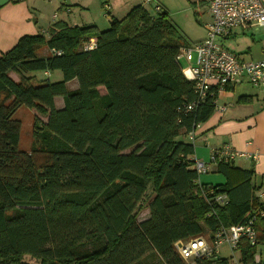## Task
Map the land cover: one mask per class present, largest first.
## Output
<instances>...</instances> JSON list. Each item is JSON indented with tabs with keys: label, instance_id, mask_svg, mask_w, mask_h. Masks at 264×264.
I'll use <instances>...</instances> for the list:
<instances>
[{
	"label": "trees",
	"instance_id": "1",
	"mask_svg": "<svg viewBox=\"0 0 264 264\" xmlns=\"http://www.w3.org/2000/svg\"><path fill=\"white\" fill-rule=\"evenodd\" d=\"M173 25L139 3L106 30L58 18L0 54V264H142L151 252L163 264H255L246 237L189 260L174 245L212 244L217 229L246 223L260 186L234 161L214 165L224 183L192 167L190 134L214 113L218 89L200 99L184 77L178 55L191 43ZM55 70L62 80H47ZM22 107L47 117L34 116L30 149ZM223 245L233 254L220 256Z\"/></svg>",
	"mask_w": 264,
	"mask_h": 264
},
{
	"label": "built area",
	"instance_id": "2",
	"mask_svg": "<svg viewBox=\"0 0 264 264\" xmlns=\"http://www.w3.org/2000/svg\"><path fill=\"white\" fill-rule=\"evenodd\" d=\"M150 4L151 0H143ZM208 5L211 19L206 22V37L192 42L189 46L181 48L178 58L194 62L192 66H183L184 77L195 83L196 91L200 99L206 96L211 87L225 90L240 79L245 78L250 84L264 91V57L260 59L244 60L234 51L228 49L224 40L236 30H247L250 27L264 28V0H201ZM155 12L161 10L159 4L155 5ZM57 14L54 13L53 19ZM46 33L45 29L41 30ZM94 42H90L86 48H93ZM194 138V133L190 134ZM238 157L258 158V154L238 152L230 145L215 148L211 152L209 162L193 159L194 169L200 174L212 171L215 164L224 161H234ZM260 204L255 213L244 224H234L228 228H219L216 231L212 244L205 237L190 240H180L174 245L181 257L189 260L205 254H209L213 248L223 242L232 247H237L240 239L246 237L258 250L254 254L255 264H264L261 244L259 241L258 222L264 226V193L257 194ZM225 198L217 196V201L223 203ZM264 228V227H263ZM239 264V263H235Z\"/></svg>",
	"mask_w": 264,
	"mask_h": 264
},
{
	"label": "rangeland",
	"instance_id": "3",
	"mask_svg": "<svg viewBox=\"0 0 264 264\" xmlns=\"http://www.w3.org/2000/svg\"><path fill=\"white\" fill-rule=\"evenodd\" d=\"M152 3L146 4L143 0H67L64 6H61L59 0H31V6H35V13L38 16V22L46 26L53 19V14L56 13L58 18H63L71 24L77 23L94 24L99 30H106L110 27L111 18H122L125 14L136 4L146 6L151 13H156L155 5L159 4L163 10L168 13V17L174 24L183 38L189 43L199 41L206 37L207 30L205 23L211 19V14L208 12V5L201 0H151ZM55 20V19H54ZM226 47L234 51L240 58L244 60L259 59L262 57L264 50V28L250 27L247 30L238 32L234 38L224 40ZM194 62L186 61L182 58L181 63L183 66H192ZM39 75V74H38ZM41 75V74H40ZM18 78L16 74H13ZM45 78L51 82L62 80L63 74L61 71H54ZM78 86V82L71 81L68 83V88L73 89ZM236 92L243 90L262 92L259 87L252 84L244 83L236 86ZM100 93L106 92L104 87H99ZM56 108H61L64 105L62 97H56ZM38 116L42 121H46L47 117L37 113L34 110L22 107L18 110L16 116L22 122V136L21 147L30 149L33 140V125L34 116ZM207 174H216L211 171ZM203 176V175H201ZM200 176V177H201ZM258 193V190L256 191ZM149 215L147 207H143L139 213L138 221L146 219ZM262 254L264 256V244L260 245ZM220 256L229 257L232 250L229 245H223L220 249ZM238 254V252H236ZM31 264L36 261L30 256L25 257ZM142 264H163L162 259L155 252L147 253L141 258Z\"/></svg>",
	"mask_w": 264,
	"mask_h": 264
},
{
	"label": "crops",
	"instance_id": "4",
	"mask_svg": "<svg viewBox=\"0 0 264 264\" xmlns=\"http://www.w3.org/2000/svg\"><path fill=\"white\" fill-rule=\"evenodd\" d=\"M35 9L31 0H0V54L14 46L21 36L37 34L53 22L54 19L46 26L38 22ZM240 31L243 33L244 30L236 29L229 38H234ZM262 53L261 58L264 50ZM244 83L249 82L242 78L230 85V89L218 90L214 113L194 133L193 158L209 162L213 149L224 145H230L238 152L258 154L257 159L238 157L234 160L237 167L254 172L253 180L260 186L257 195L264 193V91L236 92L235 87ZM240 97L244 99L238 101ZM212 171L216 174H200L203 175L200 181L214 184L226 181L214 167Z\"/></svg>",
	"mask_w": 264,
	"mask_h": 264
}]
</instances>
